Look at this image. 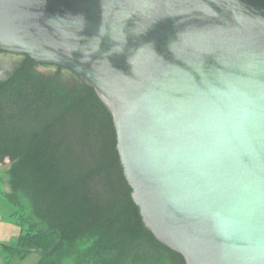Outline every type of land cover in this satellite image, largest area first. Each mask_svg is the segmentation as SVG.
<instances>
[{
    "label": "water",
    "instance_id": "obj_1",
    "mask_svg": "<svg viewBox=\"0 0 264 264\" xmlns=\"http://www.w3.org/2000/svg\"><path fill=\"white\" fill-rule=\"evenodd\" d=\"M0 52L95 90L186 264H264V0H0Z\"/></svg>",
    "mask_w": 264,
    "mask_h": 264
},
{
    "label": "trees",
    "instance_id": "obj_2",
    "mask_svg": "<svg viewBox=\"0 0 264 264\" xmlns=\"http://www.w3.org/2000/svg\"><path fill=\"white\" fill-rule=\"evenodd\" d=\"M21 57L0 79V194L20 227L1 244L4 264L32 253L37 264H186L146 227L95 90Z\"/></svg>",
    "mask_w": 264,
    "mask_h": 264
},
{
    "label": "rangeland",
    "instance_id": "obj_3",
    "mask_svg": "<svg viewBox=\"0 0 264 264\" xmlns=\"http://www.w3.org/2000/svg\"><path fill=\"white\" fill-rule=\"evenodd\" d=\"M22 60L21 56L2 53L0 52V79L7 78L8 74L14 70L18 63ZM39 70L45 74H54L57 72L56 67L42 65ZM63 77L66 80L73 78L72 74L64 71ZM9 160L5 164L0 163V190H9L8 186L4 185L3 177L5 176V170L9 166ZM13 212V208L8 204L2 194H0V264H4L3 253L1 249L2 243H13L17 240L20 227L14 223L9 215ZM40 260L38 253H32L24 260H14L12 264H37Z\"/></svg>",
    "mask_w": 264,
    "mask_h": 264
}]
</instances>
